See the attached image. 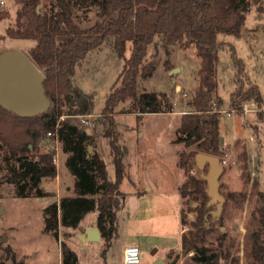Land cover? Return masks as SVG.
Listing matches in <instances>:
<instances>
[{"label": "trees", "instance_id": "1", "mask_svg": "<svg viewBox=\"0 0 264 264\" xmlns=\"http://www.w3.org/2000/svg\"><path fill=\"white\" fill-rule=\"evenodd\" d=\"M14 1L21 6L16 25L0 35V42L35 41L27 57L43 73L45 93L52 104L46 113L30 118L19 117L0 106V150L8 153L5 168H0L6 171L0 178V197L4 184L15 186L16 194L23 198L51 195L41 189V184L44 178L58 175L55 154L40 152V144L51 133L67 155L66 166L74 178V196L63 197L59 203L45 207V232L58 237L60 226L78 230L87 214L98 211L96 226L110 247L118 234L117 216L123 205L120 186L126 177L127 155L126 146L118 142L116 108L130 103L125 112L136 115L138 120L146 115L172 114L171 95L140 90V79L151 78L155 71L153 63H146L148 50L151 46L160 47L170 54L175 47L193 48L200 58L198 88L189 103L191 111L180 117L173 141L183 145L178 165L186 175V181L179 187L183 202L180 223L188 228L181 236V252L189 258L186 264H241V258L234 252L237 240L220 231L222 217L210 215L211 226H207L205 216L216 207L207 206V183L194 171L196 154L218 157L222 163L226 154L220 135L222 101L217 94L219 52L224 44L219 39L222 35L238 39L242 36L252 8L250 0ZM9 17L7 11L0 10V22ZM106 43L125 60L124 70L106 98L101 115L115 180L108 177L107 164L96 150L89 152L95 140L79 122L80 117L94 112V99L73 85L77 69L87 56ZM128 48L130 57L125 58ZM234 58L238 77L230 107L241 113L246 103L262 106L261 91L244 77L243 61ZM245 196L230 193L225 198L228 203ZM193 202L196 206L191 208ZM184 206L189 208L188 212ZM255 206L245 238V264H264V191L257 194ZM188 213L195 214L194 220L189 219ZM216 223L220 224L219 229ZM61 244L63 264H77L75 253L64 242ZM174 252L167 254V258L171 259ZM178 256L179 252L172 264L178 262ZM15 264L24 263L15 261Z\"/></svg>", "mask_w": 264, "mask_h": 264}, {"label": "rangeland", "instance_id": "2", "mask_svg": "<svg viewBox=\"0 0 264 264\" xmlns=\"http://www.w3.org/2000/svg\"><path fill=\"white\" fill-rule=\"evenodd\" d=\"M3 1L5 5L0 7V10L7 11L10 17L0 22V35H5L7 28L16 25L17 12L21 8L14 0ZM250 2L252 8L247 15L242 36L238 39L222 35L219 39L224 44L219 52L220 63L217 69L219 76L217 94L222 101L220 135L226 152L223 158L226 164H222L224 172L220 178L219 191L224 197L230 193L237 195L245 193L246 196L228 203L226 201L223 206L225 208L226 205V209L220 215L223 226L220 228V224L216 223V228H220V231L228 233L237 240L234 252L241 258V264H245V256H243L245 238L251 215L256 207L257 194L259 191H264V115L262 117L259 115L260 112L264 114V0H250ZM35 44L32 40L6 39L0 42V53L5 50H19L27 55L28 50L35 47ZM130 52L128 48L125 58L130 57ZM234 57L243 61L244 77L258 86L261 91L262 106L246 103L241 113L230 107L238 77ZM146 63H153L155 71L151 78L140 79V90L171 95L173 113L176 115L153 114L138 120L136 115L125 112L130 103L120 104L116 108L118 142L124 147L127 145L130 156L126 158V179L120 188L123 193V205L118 214L120 236L108 249L106 257L103 255L104 243L84 244L79 237L71 238L69 228L61 227L58 237L45 232L44 209L56 202L53 195L23 198L16 194L15 186L4 184L0 197V261H4L5 264H15V261L24 264H63L61 243L64 242L75 253L77 264H122V246L131 239V228L136 226L134 223L130 225L128 217L135 208L144 212L146 208V205L143 207L139 205L130 192L135 188L142 189L143 183L149 181L151 185H157L158 191L161 192L153 200L154 205L150 208L151 211L153 210L151 212L153 219L148 225L159 234L157 245H140L141 264H157L161 259V264L173 263L178 252H174L171 259L165 254L167 250H177L181 247L180 210L183 202L179 187L186 181L184 170L178 165L179 153L183 150V145L174 144L173 141L181 113L191 111L189 103L198 88L200 58L193 48L181 50L175 47L170 54H167L164 49L151 46ZM167 63L169 64L166 65ZM124 66V57L120 58L113 52L112 45L106 43L101 50L93 51L87 56L74 76L73 85L80 92L94 99V112L91 116L80 117V120L82 118L86 120L85 124L79 122L81 127L94 131L96 137L101 136L99 133L104 131L101 124L102 109ZM178 86L181 89L176 91ZM64 118L65 116L62 117ZM142 133L144 136L141 137ZM55 138L48 134L40 144V152L59 155V158L55 155V164L59 170L61 189L64 190L74 178L61 158L62 147ZM107 143L108 141L101 137L98 142V152L107 164L110 179L115 180V166L112 162L110 145ZM7 156L5 149L0 150V168H5L4 160ZM129 162H132L131 167ZM207 170L206 167L204 172ZM194 173L201 174L198 168ZM5 174L6 171L1 170L0 178ZM55 183L56 180H53L47 185V189L56 191ZM190 206L193 208L196 204L193 202ZM184 208L188 212L189 208L187 206ZM97 215L98 211L87 214L86 222L94 221ZM188 215L190 220H194V213ZM207 226L210 227L211 224ZM187 229L184 228V231ZM155 250L158 252L153 254ZM178 258L176 264H186L189 260L181 251Z\"/></svg>", "mask_w": 264, "mask_h": 264}, {"label": "water", "instance_id": "3", "mask_svg": "<svg viewBox=\"0 0 264 264\" xmlns=\"http://www.w3.org/2000/svg\"><path fill=\"white\" fill-rule=\"evenodd\" d=\"M44 75L29 60L26 54L19 50H5L0 53V106L5 110L22 118H30L42 115L51 107V100L44 89ZM90 134V131L87 130ZM93 146L89 147L92 153ZM195 162L202 178L207 183L209 197L208 207L214 206L215 210L205 216L208 225L209 216L218 218L223 212L226 198L219 191L220 178L224 167L218 157L198 153ZM208 168L205 173L204 170ZM79 235L85 242H95L101 239L99 228L86 230ZM162 259L157 264H161Z\"/></svg>", "mask_w": 264, "mask_h": 264}, {"label": "crops", "instance_id": "4", "mask_svg": "<svg viewBox=\"0 0 264 264\" xmlns=\"http://www.w3.org/2000/svg\"><path fill=\"white\" fill-rule=\"evenodd\" d=\"M180 89H181V87L178 86L175 90L177 91V90H180ZM185 113H187V112H185ZM174 114L175 113H172L171 115H174ZM182 114L183 113H181V115ZM90 132H91L90 134L93 135V137L95 136L94 140H96V142H97V144L95 142V146L93 148L99 154V152H98V145H99L98 142L101 139V137L104 138L103 133L100 132L99 134H101V136L99 135V137L98 136L96 137V135L94 134V131L91 130ZM142 136H144V133L141 134V137ZM222 146L224 148L223 141H222ZM126 148H127L126 158H128V156H130V151H129V148L127 147V145H126ZM162 153L164 155V152H162ZM55 155L59 158V155H57V154H55ZM163 155L159 154V156H162V157H163ZM146 156L150 157V155H147V154H146ZM61 158H63V161L66 163L67 155L63 151H62V157ZM126 158H125V160H126ZM125 165H126V161H125ZM131 166H132V162H129V167H131ZM127 167H128V163H127ZM107 172H108V169H107ZM128 175H129V173H128ZM125 176H126V172H125ZM108 177H109V175H108ZM129 177L131 178V176H129ZM137 178H139V177H137ZM51 179L56 180V183H55L56 191H49L47 189V185H50L52 183V181H53V180L51 181ZM125 179H126V177H125ZM125 179L123 180L122 184L124 183ZM61 188L62 187H61V183L59 181V174L56 177H54V178H44L43 183L41 184V189L43 191L48 192L51 195H53L56 198V202L57 203H59L60 199L63 198V197L74 196V194H73L74 181H70L69 184L64 187V190H62ZM120 188H121V186H120ZM130 193L132 195V198L135 201H137L139 205H141L142 207L146 205V208H145V212H144V210L135 208L133 210V212L130 214V217H128L129 220H130V225L132 223H134L136 226L131 228V233H132L131 239H129L128 243H125L122 246V259L124 257V252H125L126 248H128V246L134 245V246H138L140 248V245H144V244L147 245L148 244L149 246H155L158 243L157 242V240H158L157 236H158L159 233H156L155 231H153L152 228H149V226H148L149 224L152 223V219H153V217H151L152 216L151 212H153V210L151 211V209H150L151 206L154 205L153 200H154V198H157L159 196V194L161 193V192L158 191V186L157 185H153V184L151 185V183L149 181H146V182L143 183V188L142 189L135 188V190H133ZM119 212H121V211H119ZM97 217H98V215H97ZM85 219H86V216L80 222V224L78 226L79 227L78 231L75 232V230L69 228L70 231H68V232L72 234L71 238L75 237V238L78 239L79 235L84 233L81 230V228H85L86 230L94 229V227L98 228L96 226L97 218L94 221H87V222H86ZM118 226H119V222H118ZM61 227L62 226H60L59 228L61 229ZM119 232H120V226L118 227L117 236L111 241V246L110 247L107 246V243H105L104 239L102 238V235H101V239L99 241H95V242L85 241L84 244H87L89 242L91 243V245L103 244L104 243L105 244V249H104L103 255H104V257H106L108 249H110L112 247V245L114 244L113 242L118 240V238L120 236ZM183 232H184V228L182 226V228L180 230V235L181 236H182ZM181 249H182V241H181V247L180 248H178L177 250H175V249L167 250L165 255L169 254L171 251L179 252V251H181ZM158 251H159V249H158ZM158 251L155 250L153 252V254H156ZM123 261H124V259H123Z\"/></svg>", "mask_w": 264, "mask_h": 264}, {"label": "built area", "instance_id": "5", "mask_svg": "<svg viewBox=\"0 0 264 264\" xmlns=\"http://www.w3.org/2000/svg\"><path fill=\"white\" fill-rule=\"evenodd\" d=\"M4 5H5V2L1 0L0 7ZM81 122L85 124L86 120L82 118ZM49 136H52V134L50 133ZM54 162H55V156H54ZM222 164L225 165L226 161L223 162ZM141 257H142V251L138 246H134V245L128 246V248H126L124 252L123 264H141L142 263Z\"/></svg>", "mask_w": 264, "mask_h": 264}]
</instances>
